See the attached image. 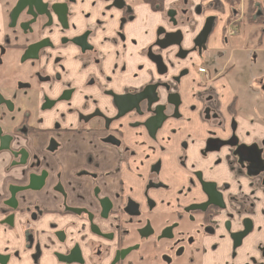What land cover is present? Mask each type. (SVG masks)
<instances>
[{"label":"flooded vegetation","instance_id":"af4514ba","mask_svg":"<svg viewBox=\"0 0 264 264\" xmlns=\"http://www.w3.org/2000/svg\"><path fill=\"white\" fill-rule=\"evenodd\" d=\"M100 1L105 12H122L112 40L122 41L131 6ZM142 1L164 12L165 25L143 53L148 81L117 89L95 28L75 30L76 0H0V160L5 153L6 174L23 182L8 183L0 206V264H264V112L255 113L260 135L241 133L236 115L248 111L237 112L235 94L226 123L218 82L239 84L244 58L258 61L264 0L251 12L249 0L229 4L211 57L207 40L194 43L205 22L192 17L197 0ZM241 22L255 27L256 48L229 42ZM204 60L213 61L207 68ZM193 68L204 87L189 96ZM194 112L195 125H186ZM27 120L52 134L42 148L29 144L31 154L12 147ZM62 126L84 135L81 144L68 140L66 156L53 138ZM62 174L85 181L69 189ZM50 214L49 230L38 229Z\"/></svg>","mask_w":264,"mask_h":264},{"label":"crops","instance_id":"0c3cea01","mask_svg":"<svg viewBox=\"0 0 264 264\" xmlns=\"http://www.w3.org/2000/svg\"><path fill=\"white\" fill-rule=\"evenodd\" d=\"M58 1H62V0H58ZM224 1L226 3H229L228 0H224ZM240 1L244 6H246L248 0L246 1L240 0ZM103 5L104 4L100 0H76V3L72 6V10H76L77 14L71 19L72 22L77 23V28L75 30L79 31L87 26H91L95 28V34H96L95 43L102 49L106 48L112 54L110 58L111 61H109V68L113 69V73H112V75L114 76L113 84L116 86L117 89H119L122 86H128V82L131 85H134L135 87H141L143 84H145L148 81L149 79L148 77H150L148 74V70H146L145 67L143 66V62H144L143 53L154 39L156 26L158 24L165 25V22L163 20L165 17L163 16L164 12L159 13L158 11L153 10V8L150 5V2L148 1L146 3L142 0H126V5H129L132 8L131 13L134 16V19L124 23L122 28L123 36H124L123 40L122 41L115 40L113 42L112 40L115 38V33L118 28V19L119 17L122 16V12L117 11L116 9H113L110 12H105ZM164 5L166 6L167 3H165ZM194 19L196 20V25L198 26H200L202 21L204 20L201 16H196ZM242 23L244 22H241L240 26ZM181 30L184 32V30L186 31L188 29L185 27V29L181 28ZM255 33H256L255 27L250 26V30L248 32L249 36ZM256 39H258V37H256L254 40ZM260 41L263 42L262 37L260 38ZM220 46H221L220 44L215 45V47L214 45H212L213 48L210 49L209 51L207 50L206 52L207 55L211 57L212 54L216 52V48H220ZM208 48L210 47L208 46ZM263 49L264 47H262V49L258 50L257 52L260 54L258 61L261 60L262 55L264 54ZM209 57L207 56V58ZM123 64L126 65V69L128 70L122 71L120 69V67L123 66ZM200 66L205 67L204 64L203 65L200 64ZM49 72H52V68L49 69ZM191 79H193L192 82ZM228 81H224L223 79L218 81L219 85L224 84V86H226L228 90V96H227L228 101L223 106H221V111L227 120L226 123L229 122L230 103L232 102L233 96L235 94H238L240 96L235 103L237 112L240 113L239 111L243 106L241 100L246 101L245 107L248 112L244 115L240 113V115L243 117L236 115L235 120L237 121V126H240L239 129L241 133H243L244 131H248L250 133L251 138L260 135L261 133H258L256 131L259 128V126H262L260 123V118L256 116L254 113H251V111L253 109V106L259 102L261 97L254 93H251L247 88H245L244 90V88L241 87V84L235 83L233 80H228ZM206 83L209 84L210 82H206ZM230 84L234 86L233 88H237L238 90L240 87L242 91L239 93L235 92L232 88V85L231 87H229ZM202 87H204V85L199 83L196 74L184 80L183 88L192 89V93L194 94L195 92H198ZM18 114L20 115V113ZM13 115L15 116L16 114L15 113L11 114L10 117H13ZM192 118L197 119L196 112L193 113ZM30 122L31 121L27 120V123L25 124L26 126L17 127V129L14 130L16 133L22 135L23 140H21L18 136V138L16 139V141L12 146L13 149L22 148L26 150V152H28L29 154H31V152L28 149L29 144L32 143L34 145H39L42 148L44 147L45 142L48 141V139L52 135V134H48L44 130L41 131L37 130L38 129L36 128L37 126H31L32 124ZM38 127L42 129L48 127L53 128V126H38ZM62 127L68 128V130L66 132H60V134L56 132L55 136L53 134V138L56 139L57 141L58 140L64 141L62 143L64 144L65 149L60 150L58 148L57 151L60 152V154L66 156V155H70L69 151L66 150V146L68 145V140L76 141L77 144H81L83 143L81 141H83L84 135L79 134L76 131L75 126H62ZM13 128L16 127L5 126L4 131L10 132L13 131L12 130ZM54 129H57V127H55ZM74 151H76V147L74 148ZM1 157L2 160H0V206L2 205V201L6 199L8 195V188H7L8 183L11 182L16 185L23 183L19 178L13 176L12 169H10L11 171L6 174V171L9 168V164L6 160V158L8 157L5 153H2ZM61 180L66 186H69V189L70 187H73L76 190L79 187V183L85 181V179L71 178V176L67 174H62ZM73 193L75 194L77 192L73 189ZM19 200L20 202H22V197H19ZM50 215L51 216H46L44 218L41 226L37 227L38 229L44 228L46 230H49V228L47 227V221L48 220L54 221L55 219L54 214H50Z\"/></svg>","mask_w":264,"mask_h":264},{"label":"rangeland","instance_id":"374dc122","mask_svg":"<svg viewBox=\"0 0 264 264\" xmlns=\"http://www.w3.org/2000/svg\"><path fill=\"white\" fill-rule=\"evenodd\" d=\"M246 1V0H244ZM211 2V3H210ZM195 9L198 10V13L195 12V10H192V17L201 16L204 20L207 18H214V25L212 32L208 38L207 45L210 47L208 49H212V45H219L221 43L222 37H224V28L226 24V20L230 14V5L229 3H226L224 0H197L194 4ZM252 27V26H251ZM250 27L246 23H242L237 35L229 40V42L233 43V45L247 48V49H254L256 48L255 41L249 37ZM226 37V36H225ZM264 42V37H263ZM206 56V54H205ZM244 59L246 63L241 68V65L244 63ZM240 59L239 62H237V68L236 70H241L239 72L235 73V77L233 78L236 82H239L241 84V87L247 88L251 93H254L256 95H259L261 99L259 102L253 106V109L251 113H257L259 115H263L264 112V90H262L261 80L264 81V57L262 56L261 60L255 62L253 60L252 54H248L247 57ZM213 60L209 61H202L205 67H209V64L212 63ZM230 63L227 64V66ZM261 69V70H260ZM196 68L190 69V76H194L196 74ZM233 72V71H232ZM193 79H191V82ZM223 85V91L224 96L222 99L221 106H223L228 101V90L226 86ZM235 92H241L242 89L239 87V90L237 88H233ZM192 93V89H189L188 95L190 96ZM242 105L245 107V100H241ZM245 109V108H244ZM244 109H241V111H244ZM193 114V113H192ZM192 114L188 115L186 117V125L188 126H194L195 125V119L192 118Z\"/></svg>","mask_w":264,"mask_h":264},{"label":"water","instance_id":"95a60500","mask_svg":"<svg viewBox=\"0 0 264 264\" xmlns=\"http://www.w3.org/2000/svg\"><path fill=\"white\" fill-rule=\"evenodd\" d=\"M212 27H213V18H207L204 22L203 28L201 29L199 34L196 36V39L194 40V43L197 46H201V45L205 44V42L208 38V35L212 31ZM157 65L160 66L159 63Z\"/></svg>","mask_w":264,"mask_h":264},{"label":"trees","instance_id":"16d2710c","mask_svg":"<svg viewBox=\"0 0 264 264\" xmlns=\"http://www.w3.org/2000/svg\"><path fill=\"white\" fill-rule=\"evenodd\" d=\"M230 4H234V3H237L238 0H228ZM254 0H249V3H248V11L251 12L252 11V4H253Z\"/></svg>","mask_w":264,"mask_h":264},{"label":"built area","instance_id":"2783aa9c","mask_svg":"<svg viewBox=\"0 0 264 264\" xmlns=\"http://www.w3.org/2000/svg\"><path fill=\"white\" fill-rule=\"evenodd\" d=\"M199 71H203V69L200 68Z\"/></svg>","mask_w":264,"mask_h":264}]
</instances>
